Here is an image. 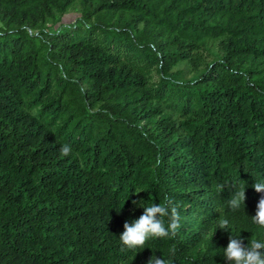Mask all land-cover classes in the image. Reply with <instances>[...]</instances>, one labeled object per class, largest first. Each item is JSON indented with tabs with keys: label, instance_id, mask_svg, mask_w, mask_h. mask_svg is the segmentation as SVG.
Wrapping results in <instances>:
<instances>
[{
	"label": "trees",
	"instance_id": "trees-1",
	"mask_svg": "<svg viewBox=\"0 0 264 264\" xmlns=\"http://www.w3.org/2000/svg\"><path fill=\"white\" fill-rule=\"evenodd\" d=\"M256 182L264 0H0V264H228ZM140 201L180 227L131 251Z\"/></svg>",
	"mask_w": 264,
	"mask_h": 264
},
{
	"label": "clouds",
	"instance_id": "clouds-1",
	"mask_svg": "<svg viewBox=\"0 0 264 264\" xmlns=\"http://www.w3.org/2000/svg\"><path fill=\"white\" fill-rule=\"evenodd\" d=\"M60 152L62 156H68L71 153V148L65 144L61 147ZM253 187L258 193L264 192V183L256 182ZM143 191L139 188L135 189L137 195ZM245 200V189L235 191L229 200V206L233 210H237L242 203L245 204ZM133 203L138 202L133 201ZM139 206L144 209L142 215L132 222L124 223V231L119 236L123 247L135 251L144 248L149 239L166 238L177 234L180 227V216L177 208L172 206L170 201L166 204L153 203L151 205L140 201ZM252 221L264 228V197L259 200ZM218 222L220 229L229 230V221L223 218L221 213ZM224 258L228 264H264V242L253 238L245 246L241 238L231 236L227 248L224 249ZM148 264H167V261L152 255Z\"/></svg>",
	"mask_w": 264,
	"mask_h": 264
},
{
	"label": "rangeland",
	"instance_id": "rangeland-1",
	"mask_svg": "<svg viewBox=\"0 0 264 264\" xmlns=\"http://www.w3.org/2000/svg\"><path fill=\"white\" fill-rule=\"evenodd\" d=\"M79 15V13L74 10L71 12H68L64 17H63V22H72L77 16Z\"/></svg>",
	"mask_w": 264,
	"mask_h": 264
}]
</instances>
